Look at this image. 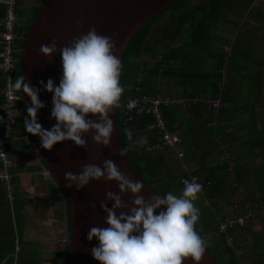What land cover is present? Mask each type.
I'll use <instances>...</instances> for the list:
<instances>
[{"label": "trees", "instance_id": "trees-1", "mask_svg": "<svg viewBox=\"0 0 264 264\" xmlns=\"http://www.w3.org/2000/svg\"><path fill=\"white\" fill-rule=\"evenodd\" d=\"M48 1L45 0L44 5L35 11L34 20ZM184 1L176 0L138 30L123 57L120 76L124 92L119 100L120 107L117 108V117L123 143L129 149V158L135 172L146 185L160 195L172 192L178 196L179 190L184 188L182 178H189L188 173L184 172L186 157L183 158L184 162L179 157L177 160L173 157L174 150L170 149L165 152H149L147 145L157 142L160 138L158 129L152 126V116L137 114L134 119L129 120L124 109L131 98L141 96L139 88L148 94L163 93L166 89V94L172 96L176 92L183 93L178 97L206 100L216 97L219 92L220 70L224 66L223 60L229 52L234 54L235 48L234 43L225 46V40L222 37H212L213 30L218 28L213 19L220 16L221 12L224 18L225 8H234L235 4L241 5L243 8L248 5L246 4L247 0H201L202 3L198 5L197 3L187 5ZM24 11L25 9L20 10L21 20L24 18ZM171 11L177 12V18L163 30L162 34L159 23ZM208 42L214 45V49L206 51L203 48ZM24 43L22 42L21 47ZM159 46L163 51H159ZM229 48L231 50H227ZM143 58L146 60L143 61ZM19 76H21V63ZM1 77L0 73V79ZM231 87L229 76L227 91L222 93L223 107L216 115L203 101L175 104L165 110V117L169 127L173 130H179L186 121L192 123L189 128L192 141H187L186 138L182 143L184 147L186 146V156L190 157L192 152L200 153L203 150V165L195 174L206 178L211 186L207 189L204 197L208 205L200 211L196 230L208 241L207 247L216 264H236L232 250L225 245L223 235L218 232L216 220L217 214L221 211L219 200L226 199L235 193L228 190L227 179L229 174L232 177L236 173H234V168L228 173L227 168L232 163L230 159L222 158L217 161L210 158L217 153L219 143L216 141L220 142L223 139L222 136H225V127L220 126L218 120L216 121L214 118L219 114L220 121L228 115L225 104L228 102ZM2 88H4V84L0 82V89ZM24 120V115H22L18 128L22 127L24 136L28 137V144L36 148L30 133L26 131ZM128 132L132 133V140H129ZM217 132L219 134H216ZM142 137L146 138L147 143L136 144L135 141ZM44 165L49 170L45 161ZM2 168L4 169V165L0 162V170ZM49 172L51 171L49 170ZM55 181L57 182L56 179ZM235 181L238 182L237 179ZM58 186L61 187L60 184ZM20 200L17 194V200L10 204L8 191L4 185L0 184V262L6 260L7 264L12 263L14 259L17 260V264H31L30 255L28 256L22 251V247L25 248L26 245L23 236L25 221L21 216L14 217L11 213L13 208L19 211ZM68 204V226L71 236L72 207L69 202ZM17 246L21 250L18 255H16ZM70 253L71 245L67 247L65 264L70 263Z\"/></svg>", "mask_w": 264, "mask_h": 264}, {"label": "clouds", "instance_id": "clouds-1", "mask_svg": "<svg viewBox=\"0 0 264 264\" xmlns=\"http://www.w3.org/2000/svg\"><path fill=\"white\" fill-rule=\"evenodd\" d=\"M82 24L77 22V27ZM115 48V41L99 35L94 27L60 49L56 41L41 45L40 53L49 60L59 51L62 65L58 86L52 79L46 84L40 81L53 94L51 117L57 123L50 130L42 128L37 120L38 110L44 107L38 97L39 89H34L22 75L16 78L13 87L31 99L32 106L27 108L30 119L24 120L26 131L40 137L43 149L51 151L64 141L84 146L83 136L89 130H94V144L111 146L115 129L110 113L120 107L124 92L120 82L122 61L114 54ZM89 116H99V122ZM127 135L132 140V133ZM135 143L144 144L147 140L142 137ZM128 150L121 149L119 155L126 156ZM184 168H188L189 175V167ZM65 179L66 187L75 186L77 191L93 180L118 182L119 193H106L112 207L101 202L107 227L93 226L88 230L87 239L98 242L91 254L99 264H184L189 257L200 264L208 246V241L196 230L200 210L194 201L202 191L201 184L185 179L179 196L168 192L146 200L141 195L143 183L130 179L112 160H105L103 168L85 164L78 174L66 172ZM125 194L134 197L130 208L123 200Z\"/></svg>", "mask_w": 264, "mask_h": 264}, {"label": "crops", "instance_id": "crops-1", "mask_svg": "<svg viewBox=\"0 0 264 264\" xmlns=\"http://www.w3.org/2000/svg\"><path fill=\"white\" fill-rule=\"evenodd\" d=\"M246 4L244 8L237 4L225 8L229 17L219 31V37L223 32L225 46L234 43L235 55L231 64V93L225 104L228 115L220 121L219 114L214 118L225 127V136L216 141L217 153L210 158L230 159L238 181L227 179L228 190L235 193L219 200L222 214L234 199L264 200V0H247ZM189 136L187 141H192V135ZM19 139L25 140V149L12 150L10 144V154L12 168L16 169L12 173L13 184L21 199L17 215L25 221L26 245L22 251L30 255L31 264H65L70 245L65 193L44 165L37 148L28 144V137L23 135ZM180 146L186 152L184 145ZM202 152L186 156L185 166L191 172L203 165ZM244 214V208L238 211V215ZM237 240L247 264H264V218L249 222L237 233Z\"/></svg>", "mask_w": 264, "mask_h": 264}, {"label": "water", "instance_id": "water-1", "mask_svg": "<svg viewBox=\"0 0 264 264\" xmlns=\"http://www.w3.org/2000/svg\"><path fill=\"white\" fill-rule=\"evenodd\" d=\"M176 0H49L43 10L32 23L24 43L21 57V75L34 89H39L38 97L44 107L38 110L37 120L44 129H51L57 122L51 117L53 108V94L44 89L40 81L45 84L49 79L59 84L62 76V65L59 51L49 60L40 53L42 44L57 42L58 49L69 45L82 34H87L95 28L99 35L111 37L116 48L114 54L123 60L131 41L138 30L159 12L166 9ZM82 21V27L77 22ZM21 101L24 119L28 116L27 108L32 106L31 99L21 91ZM110 117L114 121V133L110 147L97 146L92 140L94 130H89L83 138L84 146L75 145L72 141H64L54 146L53 150L43 149L38 135L30 133L37 151L45 161L49 170L61 185L66 199L72 207V233L70 236V263L69 264H99L91 250L97 241L87 239L88 230L93 226L107 227L104 217L106 213L101 208V202L107 201L106 193H119L118 182L93 180L82 190L77 191L75 186L66 187V172L79 173L85 164H96L103 168L105 160L114 161L120 170L130 179L139 180L144 188L141 195L148 200L157 193L150 188L135 172L129 154L119 155L121 149L126 148L119 128L117 108L113 109ZM99 122V116H89ZM134 197L131 194L123 196L124 202L132 206ZM121 211H128L122 209ZM119 214V213H118ZM184 264H196L191 258H186ZM200 264H216L209 248H206Z\"/></svg>", "mask_w": 264, "mask_h": 264}, {"label": "built area", "instance_id": "built-area-1", "mask_svg": "<svg viewBox=\"0 0 264 264\" xmlns=\"http://www.w3.org/2000/svg\"><path fill=\"white\" fill-rule=\"evenodd\" d=\"M39 1L0 0V73L2 74L0 82L4 84V88L0 89V162L4 165V169L0 170V184L7 189L10 204L17 200L16 186L13 184L14 176L10 171L12 168L10 143L14 132L18 130L19 121L24 112L21 105V90L13 87L16 78L19 76V65L23 53L21 44L26 40L27 36L20 24V10ZM232 58L233 52L225 55L224 66L220 70L221 77L218 81V95L209 100L178 97L166 93L148 94L139 88L141 96L131 98L124 111L129 120L134 119L137 114H149L152 116V126L158 129L160 138L157 142L147 145L149 152H165L170 149L178 152L179 158L183 159L186 157V152L179 150L177 147V145L183 143V135L178 130H173L169 127L165 117V110L175 104L203 101L216 115L223 107L222 93L227 91V86L229 85ZM233 168L234 164L231 163L229 171H233ZM235 179V176L231 177V180L234 181ZM187 180L201 184L203 188L199 194L203 197L206 196L207 189L211 186L210 182L191 172H189ZM242 208H244L245 214L238 215V211ZM262 218H264V201L259 199L250 201L234 199L226 213L217 215L218 232L223 235L225 245L232 250L236 264H247L237 240V233L249 222H255ZM20 252V247L17 246L16 255ZM0 264H7L6 260L0 262ZM10 264H17V260L14 259Z\"/></svg>", "mask_w": 264, "mask_h": 264}, {"label": "rangeland", "instance_id": "rangeland-1", "mask_svg": "<svg viewBox=\"0 0 264 264\" xmlns=\"http://www.w3.org/2000/svg\"><path fill=\"white\" fill-rule=\"evenodd\" d=\"M36 3V2H35ZM184 3H186L187 5H194L195 3H197V5L198 4H200V3H202V1L201 0H185L184 1ZM183 3V4H184ZM222 13V12H221ZM219 14L220 16H218L216 19H213L214 21V24H216V25H218L217 27V29L216 30H213V36L212 37H215V36H219V31L221 30V27L223 26V24L225 23V21H224V19L225 18H227V17H229L228 15H224V18H223V13L222 14ZM177 18V12L175 11V12H173V11H171L170 13H167L163 18H162V20H161V22L159 23L160 25H161V28H162V34H163V30L167 27V26H169V25H171V23H173L174 21H175V19ZM221 22V23H220ZM220 23V24H219ZM160 36H162V35H160ZM220 36H222L223 37V32H221L220 33ZM24 48V47H23ZM204 49H206V51H208L207 49H214V45L211 43V42H208V44H206L205 45V47H203ZM159 51H162V48H160V46H159ZM216 49V48H215ZM227 50H231L230 48L229 49H227ZM207 53V52H206ZM234 55L235 54H233V57H234ZM150 59V58H149ZM148 59V60H149ZM146 60V58H143V61H145ZM151 60V59H150ZM232 60H233V58H232ZM232 60H231V64H232ZM150 65H151V63H150ZM163 93H167L166 92V89L163 91ZM192 125V123H190V122H188V121H186L185 123H184V125L182 126V127H180L179 128V132H180V134H182L183 135V139L185 140V138H188V136H189V133H190V131H189V128L191 127V125ZM23 131H22V127H19L18 128V130L16 131V132H14V136H13V139L11 140V148H12V150H16V151H18V150H23V149H25V144H26V142H25V140H23V139H19V137H23ZM14 137H16V139H14ZM190 137V136H189ZM183 140V141H184ZM180 145H182V143H180ZM180 145H177V147H179ZM186 147V146H185ZM173 157L175 158V159H177L178 158V152H175L174 151V153H173ZM178 160V159H177ZM184 161V160H183ZM10 171H11V173H16V169H10ZM184 172L185 173H188V171H187V169H184ZM183 171H182V174L184 173ZM231 177V174H229V177L228 178H230ZM182 182H183V178H182ZM182 191H183V188L182 189H180L179 190V193H178V196L182 193ZM157 193V192H156ZM158 194V193H157ZM194 204H195V206L197 207V208H199V210L201 211V210H203L208 204H207V202L203 199V197H201V195H199L198 194V198L194 201ZM12 208H13V206H12ZM11 213H13V216L14 217H17V216H19V215H17V211H16V209H14L13 208V212L11 211ZM219 214H222V212H220ZM218 214V215H219ZM216 218H217V216H216Z\"/></svg>", "mask_w": 264, "mask_h": 264}, {"label": "flooded vegetation", "instance_id": "flooded-vegetation-1", "mask_svg": "<svg viewBox=\"0 0 264 264\" xmlns=\"http://www.w3.org/2000/svg\"><path fill=\"white\" fill-rule=\"evenodd\" d=\"M45 0H40L39 2L30 4L27 8H25L24 11V18L23 20L20 19V24L21 27L25 30L26 35L28 34V31L34 22V17H35V11L37 9H40L44 5ZM31 22V24H30ZM25 42V41H24ZM24 47V45H23Z\"/></svg>", "mask_w": 264, "mask_h": 264}]
</instances>
